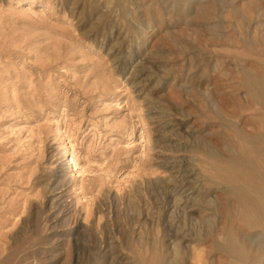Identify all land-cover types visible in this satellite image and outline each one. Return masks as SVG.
<instances>
[{"label":"rangeland","instance_id":"374dc122","mask_svg":"<svg viewBox=\"0 0 264 264\" xmlns=\"http://www.w3.org/2000/svg\"><path fill=\"white\" fill-rule=\"evenodd\" d=\"M263 68L264 0H0V264H262Z\"/></svg>","mask_w":264,"mask_h":264},{"label":"bare ground","instance_id":"6f19581e","mask_svg":"<svg viewBox=\"0 0 264 264\" xmlns=\"http://www.w3.org/2000/svg\"><path fill=\"white\" fill-rule=\"evenodd\" d=\"M263 70H264V68H263ZM261 72L262 71H260V73ZM248 73L249 72H247V74ZM254 74H256V73H254ZM251 77L254 78L253 75ZM246 81H249V80L246 79ZM242 85H243V82H242ZM246 86L247 87H245V88H248V90H249V97L251 99H253L254 101H256V103L258 104L257 106H259V108L264 111V82L263 81L254 82V81L250 80L249 82L246 83ZM242 88H244V87L242 86ZM246 95H247V90H246ZM237 101H239V100H237ZM247 102H248V104L251 103V101L250 102L247 101ZM237 103L240 104L241 102H237ZM240 108H241V106H240ZM252 108H253V106H252ZM250 109H248V110H250ZM239 111L241 112V110H239ZM243 111H246V109L245 110L243 109ZM263 115H262V117H263ZM235 137L239 140L241 145L244 144L246 147L244 149L240 148L241 150L239 151L238 155L234 154L233 156H229V158H227L226 160L224 159L229 164H237V165L239 164V165H243L245 167V170L240 172V174H239V176L242 180L241 181L242 184L237 185L234 188L233 193L235 195V198L237 199V202L240 206V209L243 211V213L245 215V218H244L245 224L247 226H251V227H261V228H263V231L262 230L261 231L264 232V171L261 168L257 167L256 163H254V162H256V161H254L255 157L260 158L261 160L264 161V131H257V132H253V133H248L246 131H242L241 129L237 128L235 131ZM237 168H239V167H237ZM238 170H240V168ZM226 175H229V174H226ZM248 183H254V185H249ZM237 213H238V211H237ZM235 221H236V219H235ZM234 226L235 225H231L230 228L226 231L225 243H224L222 248L227 253V255L232 258V260H238L239 259V260H241V262H244L246 259L250 258L248 250H247L248 242H247V240H244V239L242 240L240 238L239 234L237 235ZM255 243L256 242L254 240H251L250 245L253 246V245H255ZM258 245H259V243H258ZM258 245H257V247H259ZM262 256H264V255H262ZM261 259H263V258H261ZM262 264H264V261Z\"/></svg>","mask_w":264,"mask_h":264}]
</instances>
